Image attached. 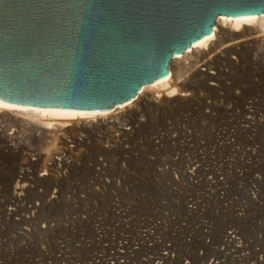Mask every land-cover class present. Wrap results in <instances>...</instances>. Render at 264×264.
Instances as JSON below:
<instances>
[{
    "label": "rangeland",
    "instance_id": "374dc122",
    "mask_svg": "<svg viewBox=\"0 0 264 264\" xmlns=\"http://www.w3.org/2000/svg\"><path fill=\"white\" fill-rule=\"evenodd\" d=\"M257 47L213 60L229 70L216 89L54 143L1 118L0 264H264V101L245 109L264 96Z\"/></svg>",
    "mask_w": 264,
    "mask_h": 264
},
{
    "label": "water",
    "instance_id": "95a60500",
    "mask_svg": "<svg viewBox=\"0 0 264 264\" xmlns=\"http://www.w3.org/2000/svg\"><path fill=\"white\" fill-rule=\"evenodd\" d=\"M261 14L264 0H0V97L108 110L167 75L220 15Z\"/></svg>",
    "mask_w": 264,
    "mask_h": 264
},
{
    "label": "bare ground",
    "instance_id": "6f19581e",
    "mask_svg": "<svg viewBox=\"0 0 264 264\" xmlns=\"http://www.w3.org/2000/svg\"><path fill=\"white\" fill-rule=\"evenodd\" d=\"M257 46H261L260 49L263 53L258 51L253 56H263L264 14L257 16L220 15L210 34L195 41L184 52L176 54L170 62L169 73L153 82L143 85L135 98H131L120 104H115L108 110L86 111L19 106L10 104L0 97V121L4 119L18 123L22 131L44 134L50 140L49 142H53V140L61 138L63 134L69 133V131L72 132L78 128L91 129L98 124L116 123V119L118 120L121 116L124 117L132 112H136L139 109L138 107H141L144 103L153 102L157 104L161 101L176 103L180 101L181 103L190 95V89L197 87V84L201 82L202 79L211 89H216L219 80L223 77L221 75L228 74L229 70H226L225 67H212V64H215L213 60L216 58L218 60L224 59L237 65L239 60L231 56L232 53H241V51L244 52L245 49H251L252 47L258 49ZM197 57L199 59H197ZM220 64L218 65L222 66ZM261 65L264 70V64L262 63ZM211 80L214 82H210ZM226 84L228 85V83ZM152 88L164 89L166 91H164L162 95L154 96L149 91ZM235 95L238 96V94ZM263 101L264 96L255 95L250 101L246 102V105L249 106H245V109L252 110L253 108V110H257V108L263 104ZM260 117L261 116L257 114L256 117H253L251 120L248 127L250 133L253 132V129L261 122ZM121 129L125 132L130 130L129 127L124 125H121ZM16 134L17 132H13V134H10V137L14 138L13 135ZM115 134L117 136L119 135V133ZM157 135L155 139L157 138L160 140ZM159 137H161V135H159ZM10 147L15 148L16 146L12 144ZM42 150H44L45 153L41 152L40 155H46V148ZM47 151H49V149ZM66 155L67 153L65 151L63 154L60 153L58 157H55V162H61L62 159L67 161L68 157ZM190 166L192 172H194L195 163H192ZM185 169L190 170V167ZM189 208L192 211H197L196 206H189ZM229 232L234 231L226 232L225 242L227 244H232L234 247L238 246L237 243H240L241 240H239L236 235ZM228 233V238L234 242L228 241ZM153 264L163 263L160 260H156ZM184 264L188 263L184 262ZM211 264H216V262L212 261ZM217 264H219V262H217Z\"/></svg>",
    "mask_w": 264,
    "mask_h": 264
}]
</instances>
